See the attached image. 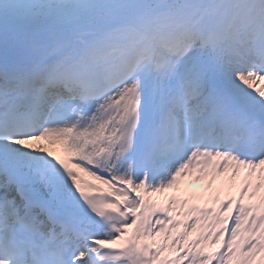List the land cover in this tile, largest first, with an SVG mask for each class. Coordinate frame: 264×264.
I'll return each instance as SVG.
<instances>
[{"label": "snow or ice", "instance_id": "snow-or-ice-1", "mask_svg": "<svg viewBox=\"0 0 264 264\" xmlns=\"http://www.w3.org/2000/svg\"><path fill=\"white\" fill-rule=\"evenodd\" d=\"M0 264H264V0H0Z\"/></svg>", "mask_w": 264, "mask_h": 264}, {"label": "bare ground", "instance_id": "bare-ground-1", "mask_svg": "<svg viewBox=\"0 0 264 264\" xmlns=\"http://www.w3.org/2000/svg\"><path fill=\"white\" fill-rule=\"evenodd\" d=\"M40 144L43 145L44 147L48 148L49 151H52L54 155H56V153L63 154V151L61 149V146L58 145V144H50L49 145V143L47 141L46 142L45 141L44 142H41ZM57 146H59V149L58 150H53ZM190 183L193 184V185H195V186L202 185L200 182H198V181H196L194 179H191L190 180ZM225 187H227V186H225ZM229 190H233V189H229Z\"/></svg>", "mask_w": 264, "mask_h": 264}]
</instances>
